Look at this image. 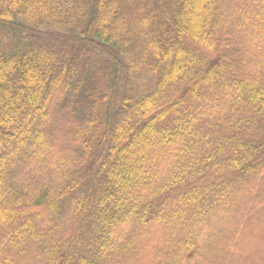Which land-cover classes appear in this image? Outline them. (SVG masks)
<instances>
[{
	"label": "trees",
	"instance_id": "trees-1",
	"mask_svg": "<svg viewBox=\"0 0 264 264\" xmlns=\"http://www.w3.org/2000/svg\"><path fill=\"white\" fill-rule=\"evenodd\" d=\"M195 1L0 0V264H264V0Z\"/></svg>",
	"mask_w": 264,
	"mask_h": 264
},
{
	"label": "rangeland",
	"instance_id": "rangeland-1",
	"mask_svg": "<svg viewBox=\"0 0 264 264\" xmlns=\"http://www.w3.org/2000/svg\"><path fill=\"white\" fill-rule=\"evenodd\" d=\"M203 2H204V0H198L197 2L195 1L196 4L194 5V7L197 6V9H198V7L201 6L200 9H199V11H200L201 9L203 10V6L201 5ZM202 10H201V11H202ZM198 13H200V12H198ZM194 20H195V19H194ZM194 23H195V22H194ZM193 25H194V24H193ZM194 27H195V25H194Z\"/></svg>",
	"mask_w": 264,
	"mask_h": 264
}]
</instances>
